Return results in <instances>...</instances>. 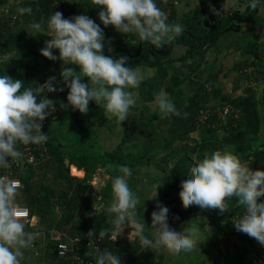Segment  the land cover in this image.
<instances>
[{"label": "clouds", "instance_id": "clouds-1", "mask_svg": "<svg viewBox=\"0 0 264 264\" xmlns=\"http://www.w3.org/2000/svg\"><path fill=\"white\" fill-rule=\"evenodd\" d=\"M259 3L260 0H251L250 7L257 9ZM91 4L101 9L98 15L104 27L111 25L120 33L134 34L156 48L172 42L185 30L181 24L168 23L167 14L157 6L156 0H91ZM17 11L23 15L30 14L32 9L21 7ZM29 28L51 37L40 51L49 60L63 62L61 76L69 89L68 105L87 114L89 102L95 101L104 108L108 119L115 118L121 124L128 119L137 103L130 89L140 86L141 77L126 66L127 56L114 58L104 54L105 36L100 25L87 15L65 19L62 12L56 11L50 15L46 28L41 22H33ZM54 49L59 51V56L53 54ZM55 82L56 78L50 77L34 90L24 88L20 79L0 76V168L7 169L10 162L22 158L18 144L40 145L47 141L48 135L42 132L43 121L56 110L55 102L45 97L38 100L37 96L63 91L54 86ZM154 102L163 117L181 115L164 90L155 94ZM115 170L120 175L112 180V200L107 208L111 214L112 238L116 240L125 227L132 229L134 225L141 248L165 250L174 256L193 252L199 242L198 226L192 224L183 231L174 230L168 223L169 209L159 203L158 211L151 214L152 238L143 234V225L135 221L139 200L129 187L131 169L118 166ZM20 187L19 181L0 175V264H21L23 249L30 247L36 237L35 233L25 230L24 213L17 202ZM158 187L150 199L157 197ZM180 187L184 209L198 206L223 214L229 211L228 201L235 198L237 205L245 210L240 219L233 221L236 230L264 246V202H259L264 197V170L253 171L233 152L216 150L205 154L203 159L194 158L188 178ZM93 236L96 232L90 230L87 237ZM104 237L105 231L101 230L98 239ZM97 253L96 264H121L120 257L108 250L97 248Z\"/></svg>", "mask_w": 264, "mask_h": 264}, {"label": "trees", "instance_id": "trees-1", "mask_svg": "<svg viewBox=\"0 0 264 264\" xmlns=\"http://www.w3.org/2000/svg\"><path fill=\"white\" fill-rule=\"evenodd\" d=\"M204 1H210L211 4L215 5L221 0ZM249 1L251 2V0ZM21 7H30L32 11L30 14L21 15L17 11ZM56 11L62 12L65 19L81 15L76 0H17L14 2L0 0V76L9 75L13 79H20L24 82V88L35 90L43 84L37 77L41 72H45L47 68L52 66L63 65L60 60L53 61L42 58L40 50L43 48L44 34L34 33L29 28L33 22H41L42 26L46 28L50 15ZM252 11L250 5L243 13L238 8L233 10L235 14L246 18L251 16ZM204 13L205 8L203 7L188 12L183 15L182 19V17H178L176 8H174L168 17L170 24L179 21L180 24L182 22L190 26L191 32L184 31L175 41L187 45L185 53L181 55L182 58L195 55H202V58H205L204 44L216 41L223 30L231 25L230 16H222L207 27L205 26ZM104 36V54L114 58L127 56L129 58L127 67L137 64L158 65L174 59L170 57V52L165 56L160 55L147 41H143L140 48L141 41L138 36L131 33L119 32L115 35L106 34ZM116 40L127 44L135 55H128L123 46L118 44ZM110 48L112 51H109ZM139 49L140 52L136 54ZM53 54L59 56V51L55 50ZM262 56H264V48L259 52V58L238 63V67L243 71L244 79L248 81L251 79L250 71L246 70L250 66L264 65L261 62ZM60 76L61 73L53 77L58 78ZM83 82L86 83L87 80L85 79ZM178 82L179 80L175 79L169 90H173L174 85ZM54 86L64 90L45 93L50 95L51 100L55 102V107H66L69 112L63 115V120L60 119L56 111L53 112L55 117L52 120L49 135L51 155L32 163L16 166L12 174V177L21 180L17 197L18 206L26 207L29 210V217H23L25 230L36 234L31 246L23 249L24 255L21 264H81L72 254L60 255L58 253L59 242L75 235L81 238V250L86 258L97 257V248H100L101 251L108 250L114 255L119 253V241L113 239L111 235V216H107L105 210L98 209L96 206V203L108 202L112 198V180L120 175L115 169L118 166L132 167L140 162L152 163L155 160L158 163L157 167L162 172H167L169 167L168 159L170 156L168 153L164 156H158L156 153L149 156H137L125 154L120 146L113 150L105 148L92 150L89 146L95 145L96 134L87 126V122L91 116L96 117L101 124L107 122L109 119L105 115L104 108L97 106L95 101H90L88 113L82 114L67 104L69 89L65 84L63 87ZM205 88L214 98L220 97L222 93L221 87L215 83H212L211 87L208 85ZM245 91L248 93V97L255 95V90L251 84L246 86ZM37 99L39 100L40 97ZM217 103L212 108L224 104L221 100ZM206 107L209 105L203 106V108ZM64 121L70 124L69 130L65 129ZM207 121L208 123L211 122L209 129H213L211 124L215 122L227 132L239 130L245 123L242 111L237 108H232L224 119L220 118L217 112L211 113ZM237 156L241 162H245L250 168L252 165H259L264 169V144ZM67 158L70 160L69 164L66 161ZM71 164L76 165L80 169L78 171L83 172V174L72 173ZM108 165H113V168H109ZM76 166L72 165V168L77 173ZM99 167H102L110 176L104 184H93L92 178ZM259 202H264V197H261ZM241 209L244 208L239 206L234 210V213L227 214L220 232L224 233L231 229L232 216ZM180 213L182 212L179 210L177 215L179 216ZM34 217L37 218L35 223L32 222ZM90 230H95L96 236L88 238L87 233ZM101 230L105 231V237L102 240L98 239ZM96 240H98V247L92 248L91 246ZM251 240L253 242V238ZM220 243L223 242L220 241ZM231 245H233V251L240 260L239 264H251L246 253L248 244H244L243 251H240L236 244ZM222 247L230 249L224 244ZM90 249L92 250L91 253L85 252ZM159 252L161 250L155 252L139 247L132 251L130 257L125 261L121 260V264H169L168 261L162 260Z\"/></svg>", "mask_w": 264, "mask_h": 264}, {"label": "crops", "instance_id": "crops-1", "mask_svg": "<svg viewBox=\"0 0 264 264\" xmlns=\"http://www.w3.org/2000/svg\"><path fill=\"white\" fill-rule=\"evenodd\" d=\"M76 1L81 15H87L102 28L103 24L98 15L101 9L98 11L99 7L93 6L91 0ZM201 2L203 3V0H180L176 12L183 19V15L188 12L201 9L203 6ZM223 2L227 9L229 4H235L234 7H230V10L238 7L237 0ZM259 6V12L252 20L240 21L242 23L240 30L227 27L215 44L213 41L204 44L205 58H202V55L182 58L181 55L185 53L187 45L173 53L175 49L173 44L169 55L174 59L158 65L137 64L129 67L139 73L141 83L138 88L130 89L137 103L131 108L128 119L122 124L117 123L115 118L101 124L96 117L91 116L87 122V126L96 134L95 145L89 146L92 150L101 148L113 150L120 146L125 154L137 156H149L155 153L158 156L169 154L167 172H162L157 167L156 160L153 161L154 163L140 162L138 165L128 166L132 172L128 181L129 187L139 200L135 209V221L143 225L145 236L152 238L154 229L151 227V214L153 211H158L157 204L167 207L168 201L171 200L179 202V210L182 212L179 216L168 215L171 228L183 231L185 227L194 224L198 226L199 231L205 233V238L199 239L196 249L191 253L181 252L179 256H174L161 250L159 255L161 254L162 260L168 261L169 264H239L240 262L232 249H226L220 243L221 218L230 211L234 213V210L239 208L236 199L228 201L229 211L221 214L219 210H202L198 206L184 209L179 193L182 181L188 178L194 158L203 159L205 154L225 149L239 155L264 144V65L250 66L246 69L251 73L250 81L243 78V71L238 67L239 62L259 58V52L264 48V2ZM243 7L240 6L242 10ZM181 25L185 27V23L181 22ZM103 31L104 35L119 33L111 25ZM50 39V36L44 35L43 48L45 41ZM54 51L55 49L53 53ZM42 58L48 59L43 55ZM261 58L264 64V56ZM52 67L46 69L43 80L39 78L43 84L50 77L61 73L59 70L51 71L56 69ZM175 79L179 82L174 85L173 90H169ZM212 83L221 87L220 97H211L205 88L208 85L211 87ZM249 84L255 90V95L252 97H248L245 91ZM160 90L168 94V98L181 115L163 117L160 114L154 102L155 94ZM219 100L242 111L245 123L241 129L232 132H227L224 128L209 129L208 123L198 120L197 117L203 106L213 107ZM72 165L76 166L71 164V167ZM76 168L77 173H81L77 166ZM109 176V173L99 167L94 178L97 182L104 184ZM157 186H159L157 197L150 199L151 193ZM111 200L112 198L108 202L101 201L103 203L101 210H105L107 216H111L107 212ZM117 239L120 252L115 255L122 261L129 258L132 251L141 247L134 225L132 229L125 227Z\"/></svg>", "mask_w": 264, "mask_h": 264}, {"label": "built area", "instance_id": "built-area-1", "mask_svg": "<svg viewBox=\"0 0 264 264\" xmlns=\"http://www.w3.org/2000/svg\"><path fill=\"white\" fill-rule=\"evenodd\" d=\"M179 2L180 0H160V1L156 0L157 6L160 7L167 14V17L171 15L172 10L178 6ZM231 109H232V106L226 103H224L222 106H217L216 108H212V107L201 108L200 113H199V120L201 122L208 123L207 121L208 117L210 116L211 113H214V112H217L218 116L224 119L226 118L228 113L231 111ZM54 117L55 115L52 113L43 121L42 132L48 135L47 141L40 145L18 144V150L23 154L22 158L17 162H10L11 166L7 169H4V171H2V168H0V175H6L10 177L11 179H15L19 181V183L21 184L20 179L12 177L14 168L16 166H20L21 164L32 163V162H35L36 160L44 159L51 155V149L49 146L50 144L49 135H50V130L52 128V120ZM242 163H245V162H242ZM251 169L253 171L264 170L259 165H252ZM174 204H175L174 202L172 204H169V207H168L169 215L172 214L173 212L171 207ZM18 207L20 211L24 213L23 217H29L28 208L22 207V206H18ZM239 212L232 216L233 221L240 219L244 215L245 210L241 209L239 210ZM221 241L223 242L222 244H224L225 247H230V249L232 250H233V245L231 244H236L239 247L240 251L244 250L243 248L244 244H248V248H246V253L248 254L247 259L251 262V264H264V246L260 245L257 242V240H255L254 238L252 242L251 237L248 236L247 234L238 232L235 228L234 222H232L231 229L229 231L222 233ZM97 242L98 240H96L91 247L97 248L98 247ZM237 248L235 249L237 250ZM91 249L85 252L91 253L92 251ZM58 253L60 255L72 254L79 261V263L81 262V264H96L97 257L86 258L82 254L83 252L81 250V238L78 235L70 236L68 239L59 242Z\"/></svg>", "mask_w": 264, "mask_h": 264}, {"label": "water", "instance_id": "water-1", "mask_svg": "<svg viewBox=\"0 0 264 264\" xmlns=\"http://www.w3.org/2000/svg\"><path fill=\"white\" fill-rule=\"evenodd\" d=\"M238 4L242 5V2H239L237 1ZM204 8H205V13H204V17H205V26L209 27L211 25V23L215 22L217 19H219L220 17L222 16H228L229 12L227 11L226 9V4L223 2V0L219 1L217 4L215 5H208L207 3H204L203 4ZM259 11V5H258V8L254 10L253 14L249 17V18H245L243 17L242 15L240 16H235L236 18V21L233 23V29L235 30H240L241 29V22L242 21H250L254 18V16L257 14V12ZM178 17L180 18V16L178 15ZM241 21V22H240ZM190 26L188 24H186V27H185V30L184 31H188V32H191L189 30ZM181 35V34H180ZM179 35V36H180ZM176 37L172 42L170 43H165L162 47L160 48H156L154 45H152L153 49L159 53L160 55L164 56L166 55L170 48L172 47L173 43L179 38ZM116 42L120 45L123 46L125 52L132 56V55H135L131 50L130 48L128 47L127 44H125L123 41H119V40H116ZM215 43V42H214ZM141 44H142V41L140 42V48H141ZM140 52V49L138 50V52L136 54H138ZM37 97H45V98H48V99H51L50 98V95L47 94V93H41V94H38ZM68 109H61L59 107H56V112L59 114L60 118L62 119V115H63V112L64 111H67ZM67 163L69 164L70 160L69 158L66 159Z\"/></svg>", "mask_w": 264, "mask_h": 264}, {"label": "flooded vegetation", "instance_id": "flooded-vegetation-1", "mask_svg": "<svg viewBox=\"0 0 264 264\" xmlns=\"http://www.w3.org/2000/svg\"><path fill=\"white\" fill-rule=\"evenodd\" d=\"M237 1H239V2H242V5L240 4H238V9L243 13L246 9H247V7H249V5H250V1L249 0H237ZM264 2V0H260V3H259V5L261 4V3H263ZM202 3V2H201ZM204 3H207L208 5L210 4V5H213V4H211V2L210 1H204L203 0V3H202V5L204 4ZM240 6H244V9L242 10L241 8H240ZM204 6H202V8H203ZM236 8V9H237ZM259 8H260V6H259ZM226 9H227V7H226ZM253 11H252V14H253V12H254V10L255 9H252ZM227 11L229 12L228 14V17L230 16V22H231V25L230 26H228V27H230V28H232L233 27V23L236 21V18H235V16H240L239 14H235L234 12H233V9L232 10H230V8H228L227 9ZM259 12V11H258ZM257 12V13H258ZM251 14V15H252ZM246 18V17H245ZM249 18V17H248ZM247 19V18H246ZM176 24L178 23L179 24V21H176L175 22ZM183 24V23H182ZM212 24V23H211ZM185 27H186V24H185ZM184 27V28H185ZM217 41V40H216ZM216 41H213V42H216ZM172 48V47H171ZM170 48V49H171ZM170 51V50H169ZM169 53V52H168ZM167 53V54H168ZM166 54V55H167ZM165 56V55H164ZM59 108H63V109H68V108H66V107H59ZM68 112H69V109L67 110V111H64L63 112V115H65V114H68ZM63 115H62V119L61 120H63ZM60 117V116H59ZM198 120H199V115H198ZM200 121V120H199ZM201 122V121H200ZM210 125V124H209ZM211 126L213 127V129H219V128H223V127H219L218 125H217V123H212L211 124ZM175 203L171 208H172V210H173V212H172V214H175V216L177 215V213H179V202H176L175 200H171V201H168V203H167V207H169V204H172V203ZM229 213H232V211H230ZM172 214H170L169 216L171 217V215ZM173 216V215H172ZM227 216V214L224 216V218H221V221H222V223L224 222V220H225V217Z\"/></svg>", "mask_w": 264, "mask_h": 264}, {"label": "rangeland", "instance_id": "rangeland-1", "mask_svg": "<svg viewBox=\"0 0 264 264\" xmlns=\"http://www.w3.org/2000/svg\"><path fill=\"white\" fill-rule=\"evenodd\" d=\"M14 2V1H17V0H11V2ZM224 1V0H223ZM235 5V4H234ZM234 5L232 4H229L228 6V8H230L231 6L232 7H234ZM243 9H244V7H243ZM99 11V10H98ZM102 28L104 29V28H106V27H104V25L102 26ZM184 46H185V44L183 43V42H174V47H175V49H173V53H176V52H178V51H180L182 48H184ZM63 66V65H62ZM62 66H58V68L57 67H52V68H56V69H52L51 71H57V70H59V72H61L62 71ZM41 73H43V74H40V76L38 77V79L39 78H41V80H43V78H44V72H41ZM55 84L57 85V86H61V85H64V83H63V78H62V76H61V78L60 77H58V78H56V82H55ZM67 104H68V102H67ZM70 106V105H69ZM63 124L65 125V129L66 130H69L68 129V127L70 126V124L68 123V122H66V121H64L63 122ZM70 170H71V172L72 173H74V174H78V175H82V173H76V171L70 166ZM99 173L97 172V175H98ZM92 183L93 184H101V182H97V179H95L94 177L92 178ZM110 201V200H109ZM105 202V201H104ZM96 206H98L97 208L98 209H101L102 208V206H103V203H96ZM37 221V218L36 217H34L33 219H32V222L33 223H35ZM203 238H205V233H202V231H199V239L200 240H203ZM196 260H198L197 258H195ZM193 261H195L194 259H193ZM193 261H191V263L193 262Z\"/></svg>", "mask_w": 264, "mask_h": 264}]
</instances>
